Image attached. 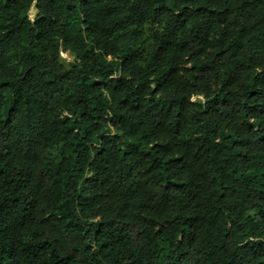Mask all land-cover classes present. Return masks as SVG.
Returning a JSON list of instances; mask_svg holds the SVG:
<instances>
[{"label":"trees","instance_id":"obj_1","mask_svg":"<svg viewBox=\"0 0 264 264\" xmlns=\"http://www.w3.org/2000/svg\"><path fill=\"white\" fill-rule=\"evenodd\" d=\"M0 264H264V0H0Z\"/></svg>","mask_w":264,"mask_h":264},{"label":"rangeland","instance_id":"obj_2","mask_svg":"<svg viewBox=\"0 0 264 264\" xmlns=\"http://www.w3.org/2000/svg\"><path fill=\"white\" fill-rule=\"evenodd\" d=\"M36 13H37L36 10H32V11L30 12V16H31V18H34L35 15H36ZM65 60H66V62H67V61L71 60V58L68 57V56H65Z\"/></svg>","mask_w":264,"mask_h":264}]
</instances>
